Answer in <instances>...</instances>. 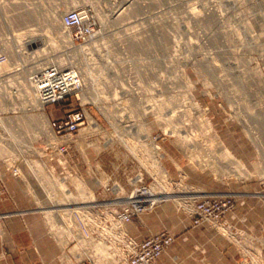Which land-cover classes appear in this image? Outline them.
<instances>
[{
    "label": "rangeland",
    "instance_id": "374dc122",
    "mask_svg": "<svg viewBox=\"0 0 264 264\" xmlns=\"http://www.w3.org/2000/svg\"><path fill=\"white\" fill-rule=\"evenodd\" d=\"M244 1L41 0L31 5L29 0H0V29L7 25L10 32L29 38L44 33L48 42L59 28L60 14H54L55 8L83 6L90 11L94 33L89 39L74 41L72 58L63 65L80 73L85 92L47 109L54 119L65 118L70 110L86 111L84 126L67 152L76 175L69 183L76 187L75 181L81 183L74 190L78 200H91L92 196L93 200L108 201L117 196L92 189L95 175L101 183L121 185L116 201L119 207L130 192V178L142 175L150 183L151 177L165 175L172 182L167 190L170 197L144 216H161V206L168 208V215L190 216L180 202L182 194L190 192L227 202L228 209L216 211L219 216H236L242 200L264 206V127L260 128L264 121V68L248 62L240 76L238 72H233L232 80L228 76V88L222 82L225 72L218 68V89L214 80L212 84L211 58L221 69L226 56L238 64L234 59L241 52L242 38L236 32L246 27L238 23ZM55 15L58 18L53 22ZM230 19V26L225 27ZM246 28L242 32H248ZM251 31L256 33L257 28ZM224 32L233 34V43H227V53H220L224 51ZM215 35L219 36L218 49L214 48ZM55 48L54 54L63 56L56 42ZM243 73L251 74L250 94L244 99L241 93L232 102L230 96L239 89L237 79ZM7 179L11 178L4 182ZM34 208L28 203L4 214L40 216L31 211ZM255 212V205L249 204L241 216ZM40 217L46 237L56 247L54 264H67L70 253L58 249L48 236L44 216ZM65 217H69L68 223L55 228L62 248L67 240L63 237L72 239L78 228L72 216ZM55 218L47 216L48 221ZM126 232L134 238L127 226Z\"/></svg>",
    "mask_w": 264,
    "mask_h": 264
},
{
    "label": "built area",
    "instance_id": "2783aa9c",
    "mask_svg": "<svg viewBox=\"0 0 264 264\" xmlns=\"http://www.w3.org/2000/svg\"><path fill=\"white\" fill-rule=\"evenodd\" d=\"M253 15L258 20L256 21L257 31L256 33L251 30V32L240 33L241 38L246 42L243 46H240L241 52L236 56L245 54L253 59H250L249 62H254L258 68H264V37L261 36L264 27V6ZM64 24L67 27L66 29L71 32L72 43L63 47L61 53H63V56H69L74 41L77 42L91 37L94 33V27L87 16L86 20H84L81 10L74 9L66 13ZM254 28L256 29V27ZM33 50L35 48L31 50L28 47L27 49L29 53ZM5 59L6 56L0 54V64ZM211 59L215 62L213 66L216 68L214 80H217L218 68L219 71L223 72L222 69L225 66L233 67V70L229 73L223 72L226 77H224L225 86L228 88L229 77L233 75V72H238L240 76L242 68L239 71V67L237 68L231 57L226 56L224 58V67L222 69L221 66L218 67L216 65V59ZM4 72H0V78H3V81L16 78L17 82L21 83L23 80L20 66H16L9 72L4 70ZM29 79L32 82V88L39 95V97L36 96L37 100L42 102L43 109H45L48 116V129L45 126V133L36 135L31 140L26 138L23 140L22 138V148L19 152H21L23 159L35 167L41 166L44 168L48 175L53 178V181L49 182V184L46 183L38 173L32 175L27 173L29 178L24 179L19 173V168L24 169L23 166L27 167V165L23 164L20 158L0 157V180L2 183L0 195L12 198L4 182L5 178L9 177L19 182L22 192L29 199L28 203H32L35 206L31 211L44 216L48 226V236L53 239L58 249L61 252L67 251L75 254L76 257L71 258L72 262H74L72 264L81 262L97 264V260L100 259L99 256H102V254L107 255L106 259L111 264H157L159 258L174 242V236L168 231H163L142 241H137L127 234L125 225L135 217L151 212L155 206L168 200L169 194L167 190L172 187V182L164 175L163 178L151 177L152 182L147 183L142 175H135L129 180L130 192L125 197L127 204L124 208L122 206L119 207L116 202L118 198L115 195L108 201L74 199V197H77L74 193L77 187L69 182L76 175L71 169L67 152L74 137L84 126L87 114L85 110L81 112L70 110L65 118L54 119L49 117L47 109L71 96L76 95L77 97V94L82 92L81 83L83 81L81 75L74 68L63 67L58 69L53 64H47L37 75L32 78L29 76ZM232 79L233 77L230 78V80ZM214 86L216 88L217 85L214 84ZM7 100L11 101L10 105L14 104L13 97L10 95L7 96ZM30 113L36 114L37 112L30 109ZM17 114L19 113L16 108H8L3 118L7 119V117ZM261 123H264V121ZM5 137H7L6 134H0V139ZM98 177L95 175L92 179V189L96 188L113 196V188L116 189V186H121L117 182L103 184L98 180ZM44 184H48V186H44ZM63 185L62 194H58L62 199H59L56 191ZM154 189H157L158 192L154 191ZM182 197L180 202L191 216L194 225L198 226L206 222L213 225L218 231L224 228L227 233L230 232V234L235 233L237 235L238 240L232 241L230 239V241L241 257L240 264H264V238L258 239L243 230H233L226 225V216H219L216 213V211L228 209L227 202H220L221 200H216L213 197H199L195 192L182 194ZM2 216H7V214H2ZM47 216H55L56 218L54 221H48ZM65 216H73L79 226L77 229L79 231H76L77 234L70 240L67 236L63 237L64 239L67 238V240L64 248H62L61 246L63 245L58 244L56 241L55 228L61 229L63 222L65 224L68 223L69 217ZM87 216L89 219H87ZM76 237H82L89 241L87 245L75 249L80 239L78 238L77 240ZM101 250L105 252H101Z\"/></svg>",
    "mask_w": 264,
    "mask_h": 264
},
{
    "label": "bare ground",
    "instance_id": "6f19581e",
    "mask_svg": "<svg viewBox=\"0 0 264 264\" xmlns=\"http://www.w3.org/2000/svg\"><path fill=\"white\" fill-rule=\"evenodd\" d=\"M245 1L243 4L244 6L242 7L243 8L242 9L243 14L238 18V20H239L238 23L243 24L242 25L243 27L246 26L247 28L246 27H244V28L248 29V32H249L252 28H254V27L257 28L256 21H258V20L256 19V17L253 14L259 12L260 8L261 9L263 8L264 0H257L256 3L247 2L249 0H245ZM37 2L39 4V3H41V0H36V2L34 0H29V4H31V5L36 4ZM73 9L74 10H81L83 13L84 20H86V16L88 18L90 11L87 10V8L83 7V6H78L76 8H70V9L55 8V10H53V12H54V14H57V13L60 14L59 15L60 23H59V28L54 29L55 30L54 32H56V34H54V38L52 39L53 40L52 42H48L49 40H48V38H46L44 33L37 35L38 36L37 38H29L27 36L20 37V36L16 35L15 33L10 32L7 25L2 27V28H4V30L0 29V54H3L6 56L5 61L2 64H0V72L3 71V73H5L4 70H6V72H9L13 68H15L16 66H20L21 72L23 73V75L21 76V78L23 79L21 81V83H18L16 78L7 79L4 81H3V78H0V134H2V135L6 134L7 135V137L0 139V157L1 158L12 157L14 159L20 158L21 161L23 162V164L27 165V167L23 166L24 169L23 168L21 169V167L19 168V173L24 177V179L29 178L27 173H30L31 175L38 173L42 177L43 181H45L46 183L49 184V182L53 181V178H51L50 175H48V173L46 172V170L44 168H42L41 166L35 167L30 162L23 159L21 152H19V150L22 148V146H21V142H22L21 139L22 138H23V140L25 138L27 140H31L36 135L45 133V126L48 129V116L45 112V109H43L42 102L38 101L36 98V96L39 97V95H38V93L35 92V89L32 88L33 86L31 84L32 82H30L29 76L31 78L34 77L40 71H42L43 67L47 66V64H53L58 69L63 68L64 66H66L68 64V60H70L72 58L71 55L73 54V50H74L73 45H72L71 54L69 56L55 55L54 50H56L55 42L58 44V49H57L58 51L65 46L71 45V43H72L71 42L72 39H71V35H70L71 32L66 29L67 27L64 24V16L66 15V13H68L69 11H71ZM39 10L44 11V9H42V8H39ZM258 15H257V18H258ZM232 16H234V15H232ZM57 18H58L57 15L53 16L52 21L53 22L56 21ZM231 21L232 20L230 19V21L225 23V27L228 26ZM92 26H94V25L92 24ZM244 28H242V27L240 28L241 32H242V29H244ZM241 32L238 31V29H237L236 34H237L238 38H241V34H240ZM244 32H245V30L243 31V33ZM261 34H262L261 36L264 37V27L262 29ZM217 35H215L213 40H214V48L218 49V43H217L216 38H218L219 36H217ZM232 35L233 34L231 32H228V33L224 32V34H223V38L225 41V44L223 46L224 51L221 49L219 51L220 53H223L225 51L227 53V49H228V48H226V47H228L227 45L230 43H233V36ZM243 35L245 36V34H243ZM239 40H240L241 46H243L244 43L246 42V41L244 42L243 39L242 40L239 39ZM50 44H51V46L54 44V46L50 48ZM28 47H30L31 50L35 48V50H33L31 53H29L27 51ZM51 53H53V54H51ZM237 59H238V65L237 66L239 68H242L245 66V64H247L249 62V60L251 58H249L248 56H246L244 54V55H238ZM251 60H253V59H251ZM214 64H215V62L211 59L212 84H213V80L216 77V68H214V66H213ZM69 68H73V67L69 66ZM222 70L224 72L229 73L230 71L233 70V67L225 66V68H223ZM250 75L251 74L246 75L245 73H243V75L241 76V79H240V77L237 79V83L238 84L240 83V87H239V89H236V90L234 89L233 95L230 96L231 99L234 98L232 100V102H236L235 98H238V95L241 93L244 94L243 95L244 99L245 98L247 99L248 94H250V91H249L250 86H248L249 85L248 81L250 80ZM81 78H83V77H81ZM215 81L217 82L218 80H214V82ZM216 82H215V84H216ZM222 82H224V85H226L224 80ZM81 84H82L81 91L85 92L86 86L83 82ZM257 84H259L258 81H257ZM16 85H18V86H16ZM216 88L218 89V84H217ZM18 89H20V90H18ZM262 91L264 92L263 88H262ZM226 94L229 96V93L227 90H226ZM9 95L11 97H13V101H14L13 105H10L11 101L7 100V96H9ZM14 96H15V98H14ZM245 101H244V103H246ZM246 107H247V105L245 106V108ZM8 108H16L18 110L19 114L11 116V117H7V119L3 118V115H4V113H6V110ZM30 109L36 110L37 113L31 114ZM247 109H248V107H247ZM260 125H261L260 128L264 127V123H262ZM256 135H258V133ZM163 177L164 176H157V178H163ZM71 181H72V179H71ZM48 184H44V186H48ZM75 184H77V188L81 187V183L79 181H77V182L75 181ZM116 187H117L116 189L113 188V192L118 197V195L122 189H121V186H116ZM60 189L63 191L64 185L59 187V189H57V191H56L57 197L59 199H62V197L60 198V196H58ZM62 191H61V194H62ZM154 191H157V189L156 190L154 189ZM169 197L170 196H168V198ZM74 199L78 200L77 197H74ZM76 200H74V201H76ZM91 200H93L92 196H91ZM126 204H127V202H125V204L122 208H124ZM42 205H44V204H42ZM72 219H73L72 221L75 223V225L78 226V224H77V222H75L76 220L73 218V216H72ZM87 219H89L88 216H87ZM126 226L127 225H125V230H126ZM78 228H79V226H78ZM221 230L232 241L238 240V237L235 233H232V234H230V232L227 233L225 231L226 229H224V228H221ZM76 231H79V230H76ZM76 231L74 230L72 232L73 237H75V235L77 234ZM78 238H80V239H79L78 245L75 249H78L79 247H83V246L87 245V243L89 241L88 239L86 240L82 237H76L77 240H78ZM99 246H101V245H99ZM101 252H105V251L101 250ZM70 255L71 256L68 258L69 262L67 264L74 263V262H72L71 258L76 257V256L74 253H70ZM106 256H107L106 254H102V256H99L101 260L100 259L97 260V264H111V262H109L106 259ZM55 263L60 264L61 262L59 261V262H55Z\"/></svg>",
    "mask_w": 264,
    "mask_h": 264
},
{
    "label": "crops",
    "instance_id": "0c3cea01",
    "mask_svg": "<svg viewBox=\"0 0 264 264\" xmlns=\"http://www.w3.org/2000/svg\"><path fill=\"white\" fill-rule=\"evenodd\" d=\"M5 184L12 198L0 195V264H54L56 247L46 237L40 216H2L4 212L28 204L17 181L7 179ZM249 204L255 205L256 212L241 216ZM167 210L161 206L158 210L161 216L143 215L127 225L138 241L163 229L175 237L157 264H240L230 238L222 236L213 225L204 222L196 226L191 216L183 213L168 215ZM225 222L231 228H240L256 238H264V206L260 203L242 200L237 215L226 216Z\"/></svg>",
    "mask_w": 264,
    "mask_h": 264
}]
</instances>
